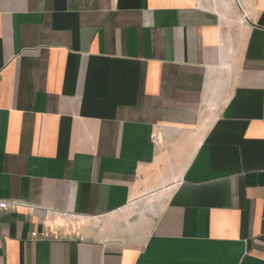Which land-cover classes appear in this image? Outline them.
I'll return each mask as SVG.
<instances>
[{
    "label": "crops",
    "instance_id": "0c3cea01",
    "mask_svg": "<svg viewBox=\"0 0 264 264\" xmlns=\"http://www.w3.org/2000/svg\"><path fill=\"white\" fill-rule=\"evenodd\" d=\"M0 199V264H264V0H0Z\"/></svg>",
    "mask_w": 264,
    "mask_h": 264
},
{
    "label": "built area",
    "instance_id": "2783aa9c",
    "mask_svg": "<svg viewBox=\"0 0 264 264\" xmlns=\"http://www.w3.org/2000/svg\"><path fill=\"white\" fill-rule=\"evenodd\" d=\"M155 138H156V135L153 134L151 135L150 139L151 141H155ZM20 207H25L27 209H32L31 207L29 206H25V205H22L16 201H12V202H8V201H5V200H1L0 199V212H6L8 211L9 209L11 210H15L17 208H20ZM47 213H49V211H47ZM53 215H55L56 213L55 212H52ZM31 238L32 240H46L48 238V234L46 231H41V232H32L31 233Z\"/></svg>",
    "mask_w": 264,
    "mask_h": 264
}]
</instances>
